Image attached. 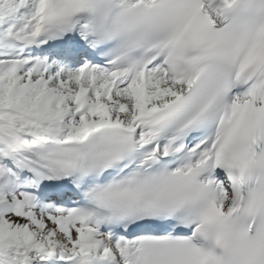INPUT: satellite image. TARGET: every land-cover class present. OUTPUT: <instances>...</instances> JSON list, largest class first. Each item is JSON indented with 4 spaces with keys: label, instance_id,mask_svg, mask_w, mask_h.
I'll list each match as a JSON object with an SVG mask.
<instances>
[{
    "label": "snow or ice",
    "instance_id": "1",
    "mask_svg": "<svg viewBox=\"0 0 264 264\" xmlns=\"http://www.w3.org/2000/svg\"><path fill=\"white\" fill-rule=\"evenodd\" d=\"M0 264H264V0H0Z\"/></svg>",
    "mask_w": 264,
    "mask_h": 264
}]
</instances>
